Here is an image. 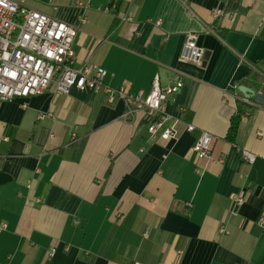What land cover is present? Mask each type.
Returning a JSON list of instances; mask_svg holds the SVG:
<instances>
[{"label":"crops","instance_id":"obj_1","mask_svg":"<svg viewBox=\"0 0 264 264\" xmlns=\"http://www.w3.org/2000/svg\"><path fill=\"white\" fill-rule=\"evenodd\" d=\"M49 1L27 4L78 27L79 65L104 68L106 86L144 100L156 76L184 82L166 104L178 136L150 139L146 110L132 104L124 120L104 91L0 101V264H264V0ZM189 32L200 66L179 60ZM201 132L215 138L212 160H196Z\"/></svg>","mask_w":264,"mask_h":264},{"label":"built area","instance_id":"obj_2","mask_svg":"<svg viewBox=\"0 0 264 264\" xmlns=\"http://www.w3.org/2000/svg\"><path fill=\"white\" fill-rule=\"evenodd\" d=\"M55 0H50L53 4ZM28 0H0V101L15 98H30L45 93L53 88L57 95H69L73 90L104 91L109 104L121 100L126 105L124 120L134 117L137 109H145L153 118L148 132L150 139L171 141L177 139L179 119H173L166 112V104L170 98L179 93L184 86L181 79L172 84L162 86L159 76L153 80L152 89L143 100L142 93L128 94L124 88L114 89L104 84L107 72L98 64L79 61L74 50V42L78 34V27L51 17L28 6ZM78 6L86 7L81 1ZM116 8L113 3L105 9L111 12ZM221 12L215 11L218 16ZM122 21H132L131 14L120 17ZM81 23H87L85 17ZM161 24V20L156 21ZM199 34L189 32L185 35L183 47L179 57L180 62L202 65L205 60V50L198 44ZM248 104L250 100L243 98ZM188 132H194V124L186 125ZM214 136L209 132H201L193 146L196 160H212V144ZM243 160L252 165L256 155L248 150L242 151ZM235 208L245 203V197L232 194L230 196ZM190 205V204H189ZM233 208L231 216L237 215ZM259 225L264 228V214L259 218ZM7 228L0 226V233ZM219 232L229 235L230 229L225 221L221 223ZM55 250H52L53 256ZM131 264H142L138 261Z\"/></svg>","mask_w":264,"mask_h":264},{"label":"trees","instance_id":"obj_3","mask_svg":"<svg viewBox=\"0 0 264 264\" xmlns=\"http://www.w3.org/2000/svg\"><path fill=\"white\" fill-rule=\"evenodd\" d=\"M112 4H113V2H112ZM241 108H243V107L239 106V113L233 118L231 126H230V130H229V134L227 136L228 140L232 141V142L235 141V139H236V135H237V132H238V128H239V124H240V121H241V117L243 115V111L244 110H241Z\"/></svg>","mask_w":264,"mask_h":264},{"label":"water","instance_id":"obj_4","mask_svg":"<svg viewBox=\"0 0 264 264\" xmlns=\"http://www.w3.org/2000/svg\"><path fill=\"white\" fill-rule=\"evenodd\" d=\"M240 90L246 95V97H251L253 96L254 92L253 90H251L250 88L248 87H245V86H241L240 87Z\"/></svg>","mask_w":264,"mask_h":264}]
</instances>
